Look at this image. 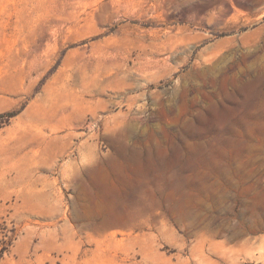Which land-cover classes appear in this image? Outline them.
I'll return each mask as SVG.
<instances>
[{
  "label": "rangeland",
  "instance_id": "obj_1",
  "mask_svg": "<svg viewBox=\"0 0 264 264\" xmlns=\"http://www.w3.org/2000/svg\"><path fill=\"white\" fill-rule=\"evenodd\" d=\"M4 114L0 264H264V0H0Z\"/></svg>",
  "mask_w": 264,
  "mask_h": 264
},
{
  "label": "trees",
  "instance_id": "obj_2",
  "mask_svg": "<svg viewBox=\"0 0 264 264\" xmlns=\"http://www.w3.org/2000/svg\"><path fill=\"white\" fill-rule=\"evenodd\" d=\"M12 114H4V115H0V128H2L3 126H5L8 122H9V120H10V118H12Z\"/></svg>",
  "mask_w": 264,
  "mask_h": 264
}]
</instances>
